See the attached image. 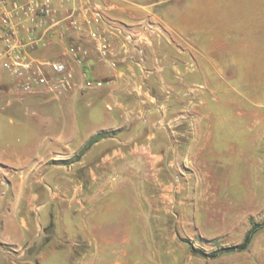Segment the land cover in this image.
Here are the masks:
<instances>
[{"label": "rangeland", "instance_id": "obj_1", "mask_svg": "<svg viewBox=\"0 0 264 264\" xmlns=\"http://www.w3.org/2000/svg\"><path fill=\"white\" fill-rule=\"evenodd\" d=\"M193 69L189 64L182 70H150L151 80L139 85L138 106L126 110L138 119L140 150L152 152L147 165L136 169L133 161L122 174L98 175L107 184L98 203L71 208L67 201L24 202L21 216L31 229L26 244L0 242V264H68L65 255L75 259L90 242L133 246L127 252L133 256H111L106 264H264V70ZM142 72L148 76V70ZM5 100L0 93V157L16 151L18 125L33 124L34 112L40 116L49 109L63 118L64 127L74 119L81 131H92L95 116L108 121L114 109L110 103L70 108L64 100L33 108L34 99L6 108ZM58 162L52 159L39 170H11L10 177L43 182L47 167ZM0 184L6 187V175ZM77 185L82 199L88 189ZM44 214L51 218L42 222ZM255 228L246 250L223 253L241 245ZM50 245L65 249L46 261L36 259ZM213 253L216 257H210Z\"/></svg>", "mask_w": 264, "mask_h": 264}, {"label": "crops", "instance_id": "obj_2", "mask_svg": "<svg viewBox=\"0 0 264 264\" xmlns=\"http://www.w3.org/2000/svg\"><path fill=\"white\" fill-rule=\"evenodd\" d=\"M85 1L83 5L89 16L92 9L97 8L111 21V27H105L104 31L113 36L112 53L117 67L101 60L93 49H90L88 60L90 75L108 84L100 90L82 91V68L66 58L75 75V88L65 97L47 94L21 96L7 85L0 88V93L6 94V108L26 99H34L33 108H46L51 102L64 100L70 108L114 104L113 114L108 121L95 116L98 119L91 127L92 131H81L74 119L70 127H64L63 118L49 109H43L40 116L32 113L35 117L33 124L18 125L16 151L0 157L5 168H0V176L6 175V187L0 184L2 244H26L31 229L21 216L24 202L67 201L71 208L82 207V203H98L107 187L99 182L98 175L107 171L113 175L122 174L126 165L133 161L136 169L140 163L142 167L147 165L152 152L142 147L140 150L136 143L138 119L130 114L131 110L130 113L126 110L138 106V93L142 91L139 85L145 82V78L146 83L151 80L154 71L150 70H182L189 64L193 70H264V0H89L90 5ZM53 2L59 6L58 0ZM126 24L145 28L142 34L149 44L144 48L143 57L116 31V27ZM69 36V39L77 40L76 33ZM83 42L87 44L86 39ZM49 48L50 52L41 50L39 57L58 59L67 51L66 43L59 41L56 35ZM143 70L149 71L148 76ZM260 81L262 83L263 79ZM35 99L44 101L34 103ZM24 113L31 115L27 110ZM102 122L108 124L102 125ZM115 130L120 131L112 137L101 136L106 131ZM59 146L65 149L59 151ZM52 159H59V162L47 167L43 182L29 177H10L11 170L43 169ZM78 183L88 189L82 199L77 198ZM113 191L115 195L117 192ZM49 218L51 216L44 214L42 222ZM55 218L70 216L57 214ZM70 247L79 245L71 244ZM82 248L84 253L73 260L69 254L65 255L68 264H106L111 256H133L127 252L134 250L132 245L117 242H90ZM63 249L64 246H47L36 259L46 261L52 252Z\"/></svg>", "mask_w": 264, "mask_h": 264}, {"label": "built area", "instance_id": "obj_3", "mask_svg": "<svg viewBox=\"0 0 264 264\" xmlns=\"http://www.w3.org/2000/svg\"><path fill=\"white\" fill-rule=\"evenodd\" d=\"M58 1L59 6L53 0H0V88L7 85L21 96L61 97L71 92L75 75L68 60L39 57L41 50L51 46L55 35L66 43L63 56L82 68V91L100 90L108 84L90 75L88 60L93 49L101 60L117 67L113 36L104 31L111 27L110 19L97 8L89 16L84 0ZM85 2L90 5L89 0ZM115 29L143 57L149 44L142 34L145 28L121 25ZM73 32L77 40L69 39Z\"/></svg>", "mask_w": 264, "mask_h": 264}, {"label": "trees", "instance_id": "obj_4", "mask_svg": "<svg viewBox=\"0 0 264 264\" xmlns=\"http://www.w3.org/2000/svg\"><path fill=\"white\" fill-rule=\"evenodd\" d=\"M258 228H255L253 230H251L245 237L244 242L239 245V246H235V247H231V248H226L223 250V253H230V252H234L235 250L239 249V250H246L249 245L251 244L252 238L253 236L257 233ZM210 257H216V254H210Z\"/></svg>", "mask_w": 264, "mask_h": 264}]
</instances>
